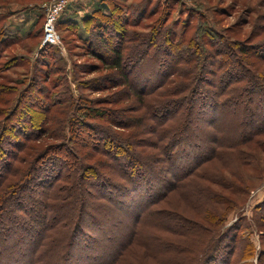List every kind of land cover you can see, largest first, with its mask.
Listing matches in <instances>:
<instances>
[{
    "label": "trees",
    "instance_id": "obj_1",
    "mask_svg": "<svg viewBox=\"0 0 264 264\" xmlns=\"http://www.w3.org/2000/svg\"><path fill=\"white\" fill-rule=\"evenodd\" d=\"M166 1L162 3L164 9L159 17L147 26L148 30L145 27L138 31L141 21L128 18V11L111 0H103V4L96 6L81 23L70 18L58 20V32L72 26L84 27L85 34L92 32L99 36L98 46L108 47L109 55L98 56L101 65L95 70L115 74L102 90H122L116 93V101L101 98L91 102L117 105L124 99H133L131 101L139 108L126 121L115 116L124 112L120 108L85 107L77 110L82 112L79 115L68 111L77 105L72 93L60 95L47 86L37 89L45 103L35 107L29 117L37 123L38 129L53 121L61 122L60 135L49 143L39 137V131L34 132L31 125L20 130L19 138L11 137L0 146V264H4L7 257L14 259L16 256L19 260L28 259L26 264H43L42 253L47 255L44 258L48 264L58 262L59 258L62 264H70L78 233L86 219L95 224L102 217L96 216L97 213H106L109 209L116 213L118 209L123 217L131 210L130 204L111 195V191L149 190L152 176L160 170L175 180L167 178V174L166 178L161 176L160 181L165 186L162 193L157 197L153 194L143 197L146 202L134 207L133 220L126 229L120 232L123 224L110 222L113 228L101 232L97 239L98 243H104L105 252L113 256L108 258L107 264H127L125 260L130 252L136 258V248L153 260L171 253L166 264H253L251 260L256 256L253 243L241 234L239 226L232 229L223 226L228 221V212L243 206V201L229 199L230 202L227 197L236 196L235 192L246 194L241 191L245 188L244 179L239 178L243 176L241 169L250 166L246 159L258 160L259 150L263 152L264 139L260 137L264 135V44L255 45L251 40L264 34V16L250 40L237 41L212 27L216 24L215 18L210 26L203 14L198 19L189 15L186 20L176 19L178 26L169 24L173 4L172 0ZM81 2H72L63 16L79 11V7L85 5ZM193 20L199 25L188 39ZM32 35V32H24L22 39L30 40ZM0 46H3L2 41ZM94 46L97 45L93 42L91 47L94 49ZM49 47L45 46V51ZM49 72L50 68L45 72L46 77ZM142 80L146 84L140 87ZM55 86L57 88L59 83ZM9 92H3L7 97L6 106L11 102L13 90ZM83 98L81 96V100ZM14 103L15 108L10 113L9 108L1 110L5 116L3 120L0 118V132L6 128L11 132L15 130L5 124L21 106L17 100ZM67 103L68 108L56 109L59 104ZM93 120L96 124H91ZM201 121L207 131L204 134ZM118 124L132 127L133 134L123 136L119 130L109 129ZM75 125L87 132V138L80 140V135H74L78 128ZM105 125L109 132L103 128ZM42 131L45 130L42 128ZM29 136H33L35 140L32 141L37 144L22 140ZM70 141L79 148L77 154L88 147L91 150L86 154L85 173L71 168L69 177L62 175L64 168L81 162L79 156L78 161L74 156L76 153L58 156V162L42 166L44 157L66 147ZM255 142L257 147L252 144ZM110 144L112 147L108 149ZM224 155L236 156L241 186L218 181L222 191L219 193L212 190L216 181L208 176L212 172V162L221 160ZM91 158L96 159L95 162H91ZM181 161L184 163L180 164ZM145 162L151 166H145ZM155 163L156 166L152 165ZM177 166L180 173H176ZM221 167L214 166L222 173ZM81 176L95 180L92 183L97 193L94 191V194L105 198L104 204H98V198L94 197L85 201L78 199ZM198 182L202 184L199 188L196 187ZM147 183L148 186H144ZM37 194H40L39 199H36ZM172 194L180 197L182 206L175 202L173 207V202L166 201ZM109 203H112L110 207ZM87 209L96 214L87 213ZM117 233L123 236L124 242L114 241ZM11 239L15 245L24 242L28 245L19 251L8 243ZM257 264H264V250L258 253Z\"/></svg>",
    "mask_w": 264,
    "mask_h": 264
},
{
    "label": "rangeland",
    "instance_id": "obj_2",
    "mask_svg": "<svg viewBox=\"0 0 264 264\" xmlns=\"http://www.w3.org/2000/svg\"><path fill=\"white\" fill-rule=\"evenodd\" d=\"M102 1L103 0H82L81 4L84 2V7H79V11H73L72 14L69 15L66 13V15L63 16L62 14L59 19L61 20V18H63V21H67L69 20L68 18H70L72 20H76L77 23H81L83 19L92 14L96 6L103 4ZM111 1L113 3L122 5L125 8L124 11H128V13H126L128 18L131 20L136 18L137 20L141 21V27L137 29L138 31H142L143 28H147L148 25H151L153 21L159 17L162 10L164 9L162 3L168 2L166 0ZM51 2L52 0H0V42L2 41L3 43V46H0V54L2 56L0 57V83H2V85H0V92L2 91V95L0 96V118L2 120L4 119L5 115L2 113L3 110L5 111L6 108H9L8 113H10V111L15 108L14 102H16V100L18 103H21V106L14 117L5 120L7 127L10 128V126H12L15 130L11 132L10 129L8 131L7 128H4L5 131L0 132V146L1 144L4 145L5 142L10 141L11 137L16 138L17 135L19 136L21 132L20 130L31 125H33L32 127L34 128V132L36 130L39 131V137L42 136L44 138L43 140L51 143L53 140L59 139L58 136L60 135L59 132L61 128L60 125H62L61 122L53 121L49 123L48 126L44 125L45 128L43 126L38 129L39 127L37 126V123H33L29 117L30 112L35 110V107H42L45 103V100H43L42 97H39L37 90L43 86H47L49 90H56V92H59L60 95L72 93L77 105H75V107L71 108L70 110L68 109V111L79 115H81L82 112L78 113L77 110L85 107H92L96 109L120 108L124 109V112L117 113L115 116L119 117L121 121H126L127 117L136 114L137 111L135 110L139 108L138 104L131 101L133 99H124L117 105L107 104L101 101H99L100 103L97 105L96 103L91 102L92 100H99L101 98H110L113 99V101H116V98L118 97L116 93L122 90H102V86L107 84L111 78L113 79L115 74L111 75L109 71L106 70H95L96 66L101 65L98 56L105 57L109 55L108 47H105V44H101L103 47H100V45L98 46L97 42L99 40V36H95L92 32L85 34L83 32L84 27L73 28L72 24L68 23V25L72 26V28L68 27V29H59V44L50 47L46 46L49 48L45 51V46H42L44 38V22L47 6ZM171 2L173 7L171 8V16L168 21L169 24L178 26L176 19L179 20L182 18L186 20L188 15L192 18L198 19L200 14H203L206 18H208L210 26H212L214 23L212 18H215L214 21L216 24L214 23L215 26L212 27H215L220 32L223 31L225 34H227V36H230L237 41L250 40L249 37L257 25L263 23L262 17L264 16V0H172ZM139 3L142 4L141 7L138 5ZM155 10H158L157 13L152 15L153 12H156ZM249 10L251 11L248 12ZM38 20H40V23H38ZM258 21L260 23H258ZM192 24L193 27L189 31L187 37L188 39L193 36L196 26L199 25L195 20L192 21ZM24 32H32L33 35L31 36L30 40L22 39ZM253 38L254 39L251 40L252 44H264V34ZM93 42L97 45L94 46V49L91 47ZM10 62H13V65ZM48 68H50L51 73L49 72V77H46L47 74L45 72H47ZM58 83L59 86L55 88V84ZM142 84H146L144 80L140 82V87H142ZM32 85L33 87L30 88ZM11 89L13 90V93L11 94V102L6 106L4 100H6L7 97H5L3 92H9ZM81 96L82 98L85 97L83 98L84 100H81ZM17 97H19V99H17ZM86 98L88 100H86ZM69 106L70 105L68 103L61 105L59 104L56 106V109H66ZM90 122L91 124H96L95 120ZM108 126L110 127V125ZM75 127H78L75 130L77 134H75L73 131L72 135L73 133L76 137L80 135L81 138L79 139L84 140L88 135H86L87 132L82 131L77 125H75ZM120 127L123 128L120 129ZM200 127L203 130V134L207 132L204 130L205 126L202 121L200 123ZM16 128L19 130H16ZM42 128L45 131H42ZM103 128L107 130L106 131L104 129L106 132L110 131L108 130L107 125H105ZM103 128L101 129V132H103ZM109 129L113 131L119 130L118 132H120L123 136L130 133L133 134L132 127H124L121 124H118V127H110ZM3 137L5 138L2 139ZM32 137L33 136H29L28 138L22 140H25L26 143L31 145L37 144V142L32 141L35 140L34 137ZM260 138L264 139V135ZM256 143L257 142L252 143L254 144V147H257ZM65 146L66 147L59 148L58 151L57 149L54 150L53 153L48 154L47 157H44V160H42L41 163L42 166L45 167L46 165H49V162L52 161L58 162V156H64L69 153L72 155L76 153V151H79V148H76V145L72 143V141H70ZM108 146L107 148L111 149L112 145L110 144ZM88 148L86 150L83 149L81 153H76L74 155L77 157V161L79 160V156L81 162L76 163L73 167H71L72 165H69V167L67 166L64 168L62 170V175H64V177H69L68 173L71 168H74V171L76 172L80 173L83 171L85 173V165L87 164L85 160L86 154L89 155L91 152V150ZM246 149L248 150L250 147ZM262 149L263 152H260L259 150V154H257L259 157L258 160L251 159L250 157L246 159L250 166L245 169H241L243 175L242 177H239L237 174L236 169L238 162L236 161V156L233 155H224L221 160H214L210 165L212 166L210 169L212 171L210 172L211 175L209 174L208 176L212 178V180L216 181V184L212 185V190L219 193L222 191L218 187V181H225L231 186L232 184L241 186V182L239 180L244 179V184L242 185H244L245 188L241 191H245L246 194L235 192L236 196L233 195V197H227V200L235 199L237 202L243 201V206L236 207L235 209H231L228 212V221L226 224H224L223 228L227 227L232 229V227L235 225L240 227L241 234L247 239L249 238L247 241L253 243V246H255L256 256L251 260L253 264H257V255L261 250H264V146ZM113 152H115V150H113ZM18 153L22 155L21 151H18ZM254 153L255 152H251L250 154L253 155ZM95 160L96 159L93 158L90 159L91 162H95ZM182 163L184 162L181 161L180 164ZM185 164L187 163L185 162ZM149 165V162H145V166L149 167ZM152 165L156 166V163ZM215 165H218L219 167L222 166L221 168L223 174L217 172L216 168H214ZM175 169L177 171L176 173L181 172H179V166H177ZM3 172V168L1 167V173ZM160 172L162 171L160 170L159 174L152 176L151 182L153 181V184L149 190H144L143 188L142 190H137L136 192L129 191V193H125L123 191L113 189L111 191L112 193L110 192L111 195L115 196L116 198L119 196L120 199L124 200L126 205H131V210L125 209L127 210V214H124L123 217V212L118 209L116 213L115 211L112 212V210L109 209V211L106 212L108 214L104 212L96 214L95 211L87 209V213L93 212L96 214V216L99 214L102 217L99 218V222L95 224L88 223L87 220L89 219H86L80 233H78L76 245L72 251V260L70 261V264H107L108 258H113L112 254H108V252H105L103 249L104 243L102 241L98 243L97 239L100 238L101 232H108L113 228L112 226H114V224H111L110 222L117 221V224L122 223L123 227L121 230H119L120 232H122V229H126L133 220L134 207L136 208L137 206L143 205L146 202V199L143 197H147L150 194H153L155 195L154 197H157L160 195V193H162L161 191L165 186L163 181H160V178H162L161 176L166 178L167 174V178H170L173 181L175 180V178L173 179L169 173L164 172L162 174ZM222 176H224L225 179H223ZM148 179L149 178L147 176L146 180ZM94 181L95 180L92 177L82 179L81 176L78 183V199L81 198V200L85 201L94 197L98 198V204H104L106 202L105 198H102L99 195L96 196V194H94V191L97 193V191L93 188L94 184L92 182ZM90 183H92V185ZM198 183V186H196L197 188L201 187L202 185L200 182ZM27 185L30 186L31 183H28ZM126 185L128 184L126 183ZM144 186L147 187L148 183L144 184ZM239 194H241V197H239ZM210 197L214 198V196L211 194ZM216 197L218 199L219 196ZM39 198L40 194H37L36 199ZM178 198L180 199V197L176 194H172L166 199V201H169V203L170 201L173 202V207L176 206L175 202L182 206ZM231 200L229 201L231 202ZM91 202L92 201H88V203ZM134 204H136V206H134ZM111 205L112 203H109V207ZM79 213L81 216V211H79ZM125 217L129 219L126 220ZM223 228H221V231ZM12 240L13 239L9 240L8 243L12 244L19 251L23 250V248L25 249V247L28 245L26 242L23 244L20 243V245H15ZM124 240L125 239L123 236L117 233L114 241H119V243H122ZM134 250L137 252L136 258L132 256L133 253L131 254L130 252L125 260L127 264H166V261L168 260V257L170 258L171 254L169 253L167 256L164 255L159 257V259L153 260L152 258L150 259L142 249L136 248ZM45 255V253H42L41 263L48 264V261L46 262V259L44 258ZM96 256L99 257L95 258ZM27 260L28 259H25L24 261L19 260L18 256H16L14 259L7 257V260L4 262V264H26ZM51 263L62 264L60 258L58 262L54 261Z\"/></svg>",
    "mask_w": 264,
    "mask_h": 264
},
{
    "label": "built area",
    "instance_id": "obj_3",
    "mask_svg": "<svg viewBox=\"0 0 264 264\" xmlns=\"http://www.w3.org/2000/svg\"><path fill=\"white\" fill-rule=\"evenodd\" d=\"M75 0H52L47 6L44 22V38L42 46H55L60 42L57 23L60 16Z\"/></svg>",
    "mask_w": 264,
    "mask_h": 264
}]
</instances>
